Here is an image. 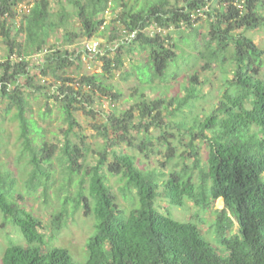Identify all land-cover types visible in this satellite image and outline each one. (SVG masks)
Returning a JSON list of instances; mask_svg holds the SVG:
<instances>
[{
  "label": "trees",
  "instance_id": "1",
  "mask_svg": "<svg viewBox=\"0 0 264 264\" xmlns=\"http://www.w3.org/2000/svg\"><path fill=\"white\" fill-rule=\"evenodd\" d=\"M117 1L120 0H34L16 28L11 18L16 16L14 9L21 0H0V39L7 50L0 56V100L8 101L6 113L17 108L22 154L28 155L26 164L30 166L24 184L27 192L42 189L43 198H48L57 145L39 143L31 136L34 121L26 114L25 90L45 93L46 78L52 76L51 83L56 85L52 96L63 102L69 125L60 153L67 171L61 183L65 194L59 195L61 206L55 208L54 214L51 212L50 221L18 201V197H25L21 192L17 195L16 178L10 169L0 166V210L24 237L22 241L7 236L9 244L2 264H264V48L245 33L264 27V0H156L138 10L128 8L122 1L120 11L107 22L105 13L115 9ZM68 6L74 8L83 36L107 40L105 53L97 54L102 61L101 74H83L79 78L63 74L80 61L83 53L82 49L69 47L78 38L75 29H65L64 47L49 43L50 33L71 17ZM204 16L209 30L199 51L205 61L203 67L211 68L217 63L226 74L223 93L211 111L205 112L203 119L200 114L194 115L191 125L176 119L179 112L192 108L200 98L198 76L193 74L183 97L166 103L162 96L149 98L142 89L139 102L117 113L120 96L112 92L101 75L114 74L124 66V49L133 57L137 52L148 53L144 64L135 58L132 64L138 65V74L145 80L144 70H148L152 80L147 82L152 83L155 77L164 76L171 64L178 68L183 56L176 51L167 30L174 25L191 28L196 36L200 35L194 25ZM154 25L162 30L154 34L145 30ZM133 31L134 37L125 38ZM21 35L23 38H18ZM41 51L45 52L44 59L33 65L32 56ZM228 61L234 65L232 76L227 70ZM86 86L92 93L98 89L114 103L100 128L106 146L98 152L96 163L86 162L84 148L70 136L79 124L72 109L81 107L93 112L89 104L94 102L92 93L82 94ZM138 93L136 90L133 98ZM173 102L178 106L171 110ZM162 122L175 124L178 134L164 128ZM155 128L160 129L158 134L153 132ZM133 129L138 136L132 134ZM34 130L38 132V127ZM185 135L189 149L181 153L170 137ZM119 139L135 147L141 158L124 148L110 147L118 145ZM159 145L166 149L168 161L178 158L177 165L183 158V167L171 166L166 173L140 161L142 157L149 159L151 153L162 152ZM203 147L208 150L207 159L200 154ZM190 157L192 161L187 162ZM110 176H118L119 189L130 201L129 207L117 201ZM219 198L225 204L221 209L215 208ZM189 201L197 207L195 219L206 221L200 210L215 214L210 239L196 220L174 217L173 208L185 207ZM80 209L93 211L95 230L87 241V259L76 263L67 248L53 246L50 238L55 237L51 235L53 229L60 230ZM47 230L51 233L47 234Z\"/></svg>",
  "mask_w": 264,
  "mask_h": 264
},
{
  "label": "rangeland",
  "instance_id": "2",
  "mask_svg": "<svg viewBox=\"0 0 264 264\" xmlns=\"http://www.w3.org/2000/svg\"><path fill=\"white\" fill-rule=\"evenodd\" d=\"M122 1H126L128 8L130 9H140L148 6L150 2L156 0H120L117 1L114 5V8H110L106 13L105 17L107 22L112 21L116 14L121 9ZM175 2V0H170ZM34 0H21L18 6L14 9L16 16L12 17V21L15 22V27L18 28L21 21L20 18L30 12V8L33 6ZM69 12L72 13L64 25L58 28L56 31L50 33L49 43L59 45L62 47L64 44V32L65 29H75L74 31L78 33V38L76 37L74 43H70L69 47L71 49L77 48L81 50L83 43L89 39L83 36L79 30V24L75 20L74 8L68 6ZM114 10V11H113ZM20 14V15H19ZM57 18V17H56ZM19 19V20H18ZM198 28L200 35L195 34V31L187 27H176L172 25L169 30H167L170 35L171 42L175 43L176 51L182 53L183 56L179 61L178 68L171 64L170 70L168 69L167 73L164 76H157L154 78L153 82L151 81V76L148 70H144L146 73V80L140 78L136 66L133 65L132 61L135 60L141 61L142 64L145 63L147 58V52H137L135 56L127 54L126 48L124 49L123 55L125 56L124 66L117 70L114 74L101 75L106 84L112 87V92L118 94L119 99L116 101V112L122 113L124 110H128L139 102V94L142 89L145 90L149 98H156L162 96L166 103L175 97H183L185 93V86H190L191 78L193 74L198 76L197 85L200 88V98L195 101V105L190 107H185L184 111L179 112L176 117L177 120L184 119L189 125L192 124V118L194 115L200 114V119L204 118V113H209L211 109L218 102L220 94L223 93V82L224 75L220 66L217 63H214L211 68L205 69L204 63L199 56V51L203 49L204 36L209 30V22L207 17L204 16L194 25ZM155 30L159 31V27L154 26ZM152 27L150 29H153ZM150 32L152 30H149ZM109 33V32H107ZM245 33L250 35L256 43L264 48V27H259L255 30H245ZM18 38H23V35L18 36ZM96 39V37H93ZM101 40L104 44H107V40L104 37L97 38ZM64 47V46H63ZM46 49V48H45ZM83 50V49H82ZM5 43L0 39V56H3L6 53ZM45 52L41 51L35 53L32 56L31 63L33 65L41 62L44 59ZM95 53L86 54L85 51L81 54V59L76 64L67 67L65 74L71 78H79V76L101 74L103 71L102 61L97 57ZM229 76L233 75V63L231 61L226 64ZM34 72H38L34 68ZM264 77V66L261 70V76ZM41 78V76H40ZM48 83L46 84L47 90L44 92L35 91V90H25V95L28 100L26 107V114L34 122L31 123V133L32 137H36L40 140L39 143L47 141L49 143H54L57 145L56 151L52 157V188L49 190L48 198H43L42 189L38 193H29L25 190V181L28 177V171L30 166L26 164L27 154H22L23 143L21 137V122L16 116L17 108H12L11 112L6 113L7 99L0 100V166L2 169H10L12 176L17 180V195L19 192L24 194V199L18 197V201L21 202L28 210L37 216L45 217L46 220L50 221L52 219L51 212L53 214L56 212L55 208L61 206V200L59 195H64L65 192L61 189V183L64 181V177L67 176L65 164L61 162L60 153L61 148L66 140V131L68 130V123L65 120V113L63 111L61 99H58L55 96H52L55 92L54 82L51 83L54 78L48 76L46 78ZM37 81V79H36ZM43 83V80L37 82ZM72 84L73 82L70 81ZM77 87V86H76ZM79 87V86H78ZM78 89V88H76ZM136 90L139 92L136 94ZM88 86L83 87L82 94L85 92L92 93ZM111 92V93H112ZM94 93V92H93ZM92 96L94 97V102L89 103L91 105L90 112L79 107V109H72L75 117L77 118L79 124L76 127V131L73 133L70 132L72 140L78 143L82 148H84L85 153L87 154V161L96 163L97 158H99L98 152L106 146L104 135L100 132L101 126L107 119L109 111H113L112 101L108 97L102 94L98 89ZM81 94V95H82ZM52 96V98L48 96ZM62 98V97H61ZM177 103V101H176ZM175 102L169 107V109H175L178 106ZM79 103L77 106H80ZM205 113V114H206ZM45 114V115H44ZM136 114H138L136 112ZM176 119H174L176 121ZM164 128L178 134L177 126L173 123L165 124L161 123ZM36 127H38V132H36ZM155 134L160 132V129H152ZM111 136L114 134V131H111ZM109 132V133H110ZM76 133V134H75ZM137 130L133 129L132 134L137 135ZM136 134V135H135ZM138 136V135H137ZM84 137V138H83ZM174 143L178 145L177 151L183 152V150H188L189 147L186 142H188V136H171L170 137ZM114 139V137H113ZM139 139V137H138ZM182 139V141H181ZM120 142V143H119ZM111 143V142H110ZM118 145H110V147L116 148L118 150L126 149L130 153H136L138 157L141 158L140 154L135 147H130L129 143L123 142L120 139L118 140ZM184 143V144H183ZM162 152L159 154L151 153L150 158L146 159L142 157L140 160L148 166H158L160 171L168 173L169 167L178 166L176 168H181L184 165L183 158L179 161V165H176L178 161L173 159L168 161L166 158L165 152L166 149L159 145ZM207 148L203 147L200 149V154L203 159H207ZM184 153L189 155V151H184ZM143 155V154H142ZM164 155V156H163ZM190 158H187L186 161L190 162ZM85 159L82 160L84 162ZM192 161V159H191ZM197 175V173H196ZM109 184H112L111 187L113 192L117 196V201L122 205V207H129L130 201L126 200L122 195L119 189V180L118 176H110ZM25 191L27 193H25ZM162 202H165L162 200ZM224 200L222 198L218 199L215 204V208L221 209L224 207ZM197 212V207L194 206L193 202H187L185 207H174L173 214L177 219L187 220L194 219L198 222V225L201 227L203 233L210 239L211 234L209 231L210 224L215 218V214L211 211H202L199 213L202 217L206 218V221L202 222L198 219H195L194 214ZM72 215L73 213L70 212ZM70 215V217H71ZM95 218L93 211L86 212V209H80L76 214L72 215V218L64 223L63 227L60 230L53 229L47 230V234H55V237L50 238L51 244L53 246H60L67 248L73 260L76 263H82L87 259L86 256V245L90 236L94 233L95 230ZM238 226L236 224L235 229L237 230ZM8 235L15 237L24 241V237L20 235L19 231L15 225L7 221L4 217L3 212L0 210V264H2L3 253L8 246Z\"/></svg>",
  "mask_w": 264,
  "mask_h": 264
},
{
  "label": "built area",
  "instance_id": "3",
  "mask_svg": "<svg viewBox=\"0 0 264 264\" xmlns=\"http://www.w3.org/2000/svg\"><path fill=\"white\" fill-rule=\"evenodd\" d=\"M20 15V14H19ZM19 20V19H18ZM22 20V16L20 18V21ZM155 26V25H154ZM153 28V26H149L148 28H146L145 30L150 32L149 30H152L150 33L151 34H154L157 30H155V28L153 29H150V28ZM157 27V26H156ZM159 31H161V27H159ZM135 32L136 31H133L132 33H130L129 36L125 37V38H129V37H134L135 36ZM103 42L99 39H95V38H91V39H87L84 43H83V51L85 52H88V53H95L96 55L97 54H101L103 55L105 53V48L108 47V44L105 46L102 44Z\"/></svg>",
  "mask_w": 264,
  "mask_h": 264
},
{
  "label": "clouds",
  "instance_id": "4",
  "mask_svg": "<svg viewBox=\"0 0 264 264\" xmlns=\"http://www.w3.org/2000/svg\"><path fill=\"white\" fill-rule=\"evenodd\" d=\"M91 39V38H90ZM86 53V52H85ZM220 199V198H219ZM223 199V198H222Z\"/></svg>",
  "mask_w": 264,
  "mask_h": 264
}]
</instances>
